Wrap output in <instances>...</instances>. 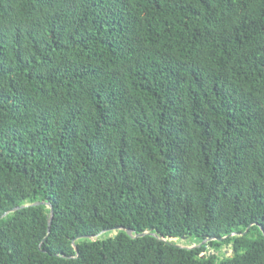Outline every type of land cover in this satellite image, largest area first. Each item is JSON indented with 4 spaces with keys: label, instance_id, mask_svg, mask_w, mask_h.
Wrapping results in <instances>:
<instances>
[{
    "label": "trees",
    "instance_id": "obj_1",
    "mask_svg": "<svg viewBox=\"0 0 264 264\" xmlns=\"http://www.w3.org/2000/svg\"><path fill=\"white\" fill-rule=\"evenodd\" d=\"M0 264H264V0H0Z\"/></svg>",
    "mask_w": 264,
    "mask_h": 264
},
{
    "label": "water",
    "instance_id": "obj_2",
    "mask_svg": "<svg viewBox=\"0 0 264 264\" xmlns=\"http://www.w3.org/2000/svg\"><path fill=\"white\" fill-rule=\"evenodd\" d=\"M30 206H45L47 209H49V215H48V228H47V233L49 234V232H50V225H51V222H52V219H53V208H52V206H51V204L50 203H47V202H35V203H32V204H24V205H22V206H20V207H16V208H14L11 212H14V211H16V210H19V209H24V208H27V207H30ZM9 213V212H8ZM8 213H5L4 215H3V217H5L6 215H8ZM119 230H124V231H126V233L131 237V238H134V239H136V238H140V237H144V236H146V235H151V236H154V237H159V236H157L156 234H151V233H148V232H144V233H141V234H134V232L132 231V230H130V229H124V228H122V227H118V228H116V230L115 231H119ZM248 231H249V229H248ZM247 231V232H248ZM246 232V233H247ZM104 233V231L101 233V234H103ZM100 234V235H101ZM234 235H237V234H233V235H230L229 237H226V238H222V239H219V241H223V240H225V239H227V238H232ZM81 238H84V239H88V240H91V239H94L93 237H91V236H86V237H78V239H81ZM214 239H207V240H205V241H203L201 244H199V245H192L191 247H185V246H180V245H175L176 247H179V248H187V249H190V250H192V249H196V248H201L202 246H204V245H206L207 243H209V242H211V241H213ZM162 241H166L165 239H163L162 238ZM169 243V242H168ZM171 245H172V243H170ZM75 250H76V252L78 253V250L75 248Z\"/></svg>",
    "mask_w": 264,
    "mask_h": 264
},
{
    "label": "rangeland",
    "instance_id": "obj_3",
    "mask_svg": "<svg viewBox=\"0 0 264 264\" xmlns=\"http://www.w3.org/2000/svg\"><path fill=\"white\" fill-rule=\"evenodd\" d=\"M116 234V232H112L109 236H114ZM170 242L174 243V244H177V245H180V246H185V247H191L192 245L190 243H188L187 240H183V239H172V240H169ZM223 252L226 253L227 256H232L234 251L231 247H225L223 249ZM215 253V252H213Z\"/></svg>",
    "mask_w": 264,
    "mask_h": 264
}]
</instances>
